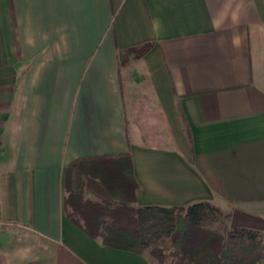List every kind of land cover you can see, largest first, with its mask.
Returning <instances> with one entry per match:
<instances>
[{
	"label": "crops",
	"instance_id": "0c3cea01",
	"mask_svg": "<svg viewBox=\"0 0 264 264\" xmlns=\"http://www.w3.org/2000/svg\"><path fill=\"white\" fill-rule=\"evenodd\" d=\"M128 152L138 207L264 233V0H0L9 264H152L64 213L72 160Z\"/></svg>",
	"mask_w": 264,
	"mask_h": 264
},
{
	"label": "trees",
	"instance_id": "16d2710c",
	"mask_svg": "<svg viewBox=\"0 0 264 264\" xmlns=\"http://www.w3.org/2000/svg\"><path fill=\"white\" fill-rule=\"evenodd\" d=\"M63 188L66 218L104 246L135 254L150 248L155 264H264L257 232L237 228L220 235L202 227L208 214L218 212L209 203L136 206L137 182L128 152L72 160L63 171ZM161 234L168 237L167 250L151 247Z\"/></svg>",
	"mask_w": 264,
	"mask_h": 264
},
{
	"label": "rangeland",
	"instance_id": "374dc122",
	"mask_svg": "<svg viewBox=\"0 0 264 264\" xmlns=\"http://www.w3.org/2000/svg\"><path fill=\"white\" fill-rule=\"evenodd\" d=\"M87 197L91 200L96 201V197L93 196L92 194H87ZM215 207V206H213ZM218 212L212 213V214H208V217L202 222V227L206 230L209 231H213L216 232L220 235H227V233L232 230L231 228L228 227L227 225V215L225 213H223L219 208L215 207ZM150 226V225H149ZM145 227V226H144ZM152 230L151 227H146ZM258 234V239L261 240V242L264 245V233L262 232H257ZM154 240V239H153ZM153 245H156L160 248H163L164 250L169 249V240L168 237L166 235H160L156 241L154 243H152L151 247ZM8 245H2V243L0 242V264H9L7 261V253H8ZM150 248H148L147 250H145L143 252V255L151 260L152 264H155L154 260L149 256L148 250Z\"/></svg>",
	"mask_w": 264,
	"mask_h": 264
}]
</instances>
